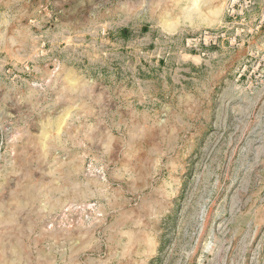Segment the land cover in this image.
<instances>
[{"label":"rangeland","instance_id":"obj_1","mask_svg":"<svg viewBox=\"0 0 264 264\" xmlns=\"http://www.w3.org/2000/svg\"><path fill=\"white\" fill-rule=\"evenodd\" d=\"M261 2L0 0V264H264Z\"/></svg>","mask_w":264,"mask_h":264},{"label":"built area","instance_id":"obj_2","mask_svg":"<svg viewBox=\"0 0 264 264\" xmlns=\"http://www.w3.org/2000/svg\"><path fill=\"white\" fill-rule=\"evenodd\" d=\"M229 4L231 7H233L236 3H239L241 5V9L243 10H248V8L255 3V0H228ZM264 19V12L261 16L260 22H262ZM219 34L216 31H208V30H204L203 31V37H202V41L204 44H208V43H215L216 40L219 38ZM187 43L189 45L190 43V39H187Z\"/></svg>","mask_w":264,"mask_h":264},{"label":"crops","instance_id":"obj_3","mask_svg":"<svg viewBox=\"0 0 264 264\" xmlns=\"http://www.w3.org/2000/svg\"><path fill=\"white\" fill-rule=\"evenodd\" d=\"M263 1H264V0H262V2H263ZM262 2H261V3H262Z\"/></svg>","mask_w":264,"mask_h":264},{"label":"bare ground","instance_id":"obj_4","mask_svg":"<svg viewBox=\"0 0 264 264\" xmlns=\"http://www.w3.org/2000/svg\"><path fill=\"white\" fill-rule=\"evenodd\" d=\"M195 3V2H194Z\"/></svg>","mask_w":264,"mask_h":264}]
</instances>
